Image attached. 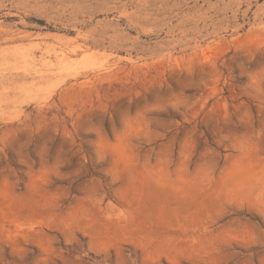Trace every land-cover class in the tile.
<instances>
[{
    "label": "rangeland",
    "instance_id": "rangeland-1",
    "mask_svg": "<svg viewBox=\"0 0 264 264\" xmlns=\"http://www.w3.org/2000/svg\"><path fill=\"white\" fill-rule=\"evenodd\" d=\"M0 264H264V0H0Z\"/></svg>",
    "mask_w": 264,
    "mask_h": 264
}]
</instances>
